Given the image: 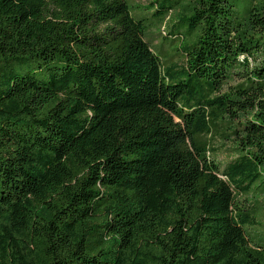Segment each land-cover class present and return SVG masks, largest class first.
I'll use <instances>...</instances> for the list:
<instances>
[{"label": "trees", "instance_id": "16d2710c", "mask_svg": "<svg viewBox=\"0 0 264 264\" xmlns=\"http://www.w3.org/2000/svg\"><path fill=\"white\" fill-rule=\"evenodd\" d=\"M183 11L162 70L125 0H0V264H264L232 190L264 181V0ZM220 115L226 181L198 139Z\"/></svg>", "mask_w": 264, "mask_h": 264}, {"label": "rangeland", "instance_id": "374dc122", "mask_svg": "<svg viewBox=\"0 0 264 264\" xmlns=\"http://www.w3.org/2000/svg\"><path fill=\"white\" fill-rule=\"evenodd\" d=\"M125 1L131 17L142 22V38L158 59L160 68L163 70L171 66L176 68L182 66L184 63L181 51L182 45L193 42L198 34V28H196L190 35H187L190 13L184 12L183 8L191 0H175L178 5L163 17L155 16L156 2L159 0ZM178 19H180V23L176 30ZM240 57L243 58L244 56ZM249 61L252 65V60ZM16 70L18 72L22 71L20 68H16ZM244 74H246V71L242 73V77L235 75L224 90L233 91L234 88L245 84L247 79L243 77ZM238 125V121L220 115L217 118L209 119L208 131L198 135L199 141L206 148L207 159L217 168L218 177L225 181L227 179L223 173L227 166L239 156L247 155V151L238 145L233 135ZM262 184H260V180L257 181L247 192L232 187L237 208L249 213L251 223L244 228L247 238L253 245L261 244L264 239V187Z\"/></svg>", "mask_w": 264, "mask_h": 264}]
</instances>
